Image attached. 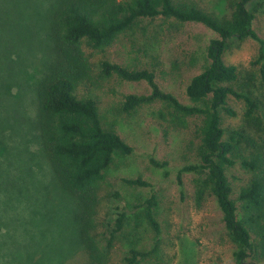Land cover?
Masks as SVG:
<instances>
[{
  "label": "rangeland",
  "instance_id": "obj_1",
  "mask_svg": "<svg viewBox=\"0 0 264 264\" xmlns=\"http://www.w3.org/2000/svg\"><path fill=\"white\" fill-rule=\"evenodd\" d=\"M63 1L0 0V264H91L82 239L83 201L59 181L42 141L38 109L39 85L63 58L53 28ZM191 1L219 17L232 12V0ZM248 7L264 40V0ZM216 37L199 23L156 19L140 21L104 51L83 46L89 80L76 94L96 100L104 126L133 147L130 155L115 153L92 196V234L101 249L112 238L109 264H127L133 248L150 252L139 264H237V246L215 196L199 199L195 172H183L181 182L178 178L184 167L200 161L202 119L180 120L170 104L160 101L124 112L125 98L149 94L150 86L101 74L104 61L148 69L163 91L184 105L199 106L186 88L209 65L207 47ZM224 60L238 68L234 88L258 94L263 110L255 125L245 119V101L230 96L228 107L235 115L222 110V126L228 136L239 131L264 145V45L252 38L232 40ZM247 147L245 140L241 154L249 153ZM229 176L236 189L247 179L240 163ZM138 178L150 185L127 182ZM153 196L158 229L146 217L145 203ZM120 213L126 215L124 226L112 237Z\"/></svg>",
  "mask_w": 264,
  "mask_h": 264
},
{
  "label": "trees",
  "instance_id": "obj_2",
  "mask_svg": "<svg viewBox=\"0 0 264 264\" xmlns=\"http://www.w3.org/2000/svg\"><path fill=\"white\" fill-rule=\"evenodd\" d=\"M252 1L232 0L230 16L222 17L191 0H64L56 12L53 28L63 58L39 85L41 135L60 183L83 201L82 239L91 264H109L112 248V238L101 249L92 234L95 187L114 161L115 153L130 155L133 147L115 130L104 126L96 100L79 98L76 94L78 87L89 80L90 65L83 46L104 51L120 35L133 31L140 21L156 19L199 23L217 34L207 47L209 65L186 88L188 97L200 105H184L173 94L163 91L154 72L148 69L132 70L104 61L102 78L117 75L126 81H146L150 86L149 94L128 95L123 102L124 112L160 101L170 104L180 120L202 119L198 127L200 161L184 167L179 181L183 172H195L199 199L207 193L215 196L225 227L237 246V264H247L250 258V264H264V145L259 146L260 142L239 131L228 136L221 116L222 110L235 115L228 107L230 96H235L246 103L245 119L255 125L260 122L258 114L263 103L258 94L238 92L233 86L239 80L238 68L224 60L232 40L252 38L264 45L254 29L256 17L248 7ZM260 74L264 82V64ZM245 140L249 151L246 155L240 152ZM153 163L159 167L166 165ZM238 163L247 179L236 189L229 171ZM127 182L142 187L150 185L140 178ZM156 204L154 196L145 203L146 217L154 229H158ZM125 218L120 213L112 237L122 230ZM130 254L127 264H139V258L150 252L133 248Z\"/></svg>",
  "mask_w": 264,
  "mask_h": 264
}]
</instances>
